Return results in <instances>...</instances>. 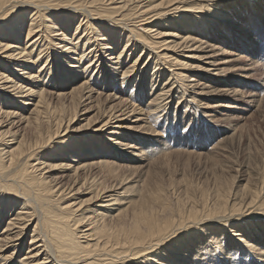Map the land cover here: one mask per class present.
I'll return each instance as SVG.
<instances>
[{"label": "bare ground", "instance_id": "obj_1", "mask_svg": "<svg viewBox=\"0 0 264 264\" xmlns=\"http://www.w3.org/2000/svg\"><path fill=\"white\" fill-rule=\"evenodd\" d=\"M226 1L243 2L0 0V264H16L24 237L17 264H264V164L234 192L215 180L211 194L190 184L174 197L151 172L135 192L138 181L113 175L143 154L128 134L139 125L162 135L156 120L180 122L190 107L208 123L209 108L224 106L203 99L222 73L209 33H229L242 8ZM248 22L243 35L254 30ZM92 107L98 117H85L89 129L75 140ZM91 170L113 181L85 177ZM57 171L71 183L50 181ZM72 192L89 198L71 203Z\"/></svg>", "mask_w": 264, "mask_h": 264}, {"label": "rangeland", "instance_id": "obj_2", "mask_svg": "<svg viewBox=\"0 0 264 264\" xmlns=\"http://www.w3.org/2000/svg\"><path fill=\"white\" fill-rule=\"evenodd\" d=\"M242 1H226L227 3H221L222 5L231 3L238 5V8H242L235 15L234 19L236 24L230 31L228 30L229 33L227 34L229 35L225 34L224 36L218 34L219 37L216 38L215 34L217 32L212 30L208 38L209 45L213 46L211 55H214L211 57L218 59L216 64L220 67L222 73L220 74L221 77L216 78L218 81L212 80V83L208 84L211 89H207V91L215 90V94L208 93L210 96L205 97L203 102L210 104L208 105L209 107H213L214 103L223 104L225 107L209 108V114H213V118L211 117L213 123L202 122L200 116L192 112V108L189 110L190 107H187L185 111H182V114L186 116L180 122H173L172 118L167 123L156 120V122L160 123L157 129L159 130L160 128L162 130V135L154 136V133L142 132L146 131V129H142L139 127L140 125L138 127L136 126L138 128L136 131L128 133L132 139H130L132 141L131 143L136 145V149H142L143 154H140V158H136L138 162L126 161L128 163L118 164L120 167H118L117 172L113 175H123L138 181L137 184L132 185V191H140L143 181L145 184L149 183L145 177L150 175V172L151 180L156 175L158 178L154 179V183L162 186V188L164 187L165 191H168V195L171 194L173 197L184 192L187 188L186 185L190 184H192L190 185L191 190L204 189L206 191L208 190L209 194H211L214 189L213 183L215 180L222 188L229 184L232 192H234L240 189L246 180L255 174H259L264 164V0ZM54 15L57 14L54 13ZM29 17V11L23 13V27L28 26L29 21L27 19ZM79 19L80 17H78V20L76 17L70 21V35L74 33ZM246 20L253 25L254 30L251 31L252 28H250L247 35H243L240 31V26ZM90 24L94 27L100 25L98 22L92 21H90ZM80 35H82V32ZM34 38L35 36H32V39ZM20 41L24 43V33ZM244 42L247 46H250L248 50H246L247 48L243 44ZM224 43H226L227 48H225L226 51L224 54L226 59L223 60L220 58L221 53L219 50ZM123 44H120V47ZM33 57L35 60L37 53ZM44 61V59L39 61L40 66ZM126 63L127 61L124 62V65ZM44 77L47 78L48 75L46 74ZM54 87L50 85L46 86L50 91L56 89V92H60L59 88ZM216 89L218 91L219 89L229 90L225 92L221 91L223 93L222 95ZM237 89H239V92L236 94ZM103 90L101 92L103 91L102 93L106 95L113 93L105 89ZM96 96L94 95L90 102H95ZM46 98L52 106L58 105L53 95ZM101 100L104 99L102 98ZM87 103L85 102L84 104ZM173 107H175V103L174 105L172 104L171 109L169 107L168 109L173 111ZM82 109L80 108V110ZM94 109L96 108L92 107L85 112L84 109L82 110L85 116L80 117L74 124V128L78 129L79 132L71 134L75 140H78L79 137L87 133L89 128L84 127L85 121L83 119L85 117L86 119L96 118L97 115H94L96 110L94 111ZM132 120L135 121L134 119ZM124 157L132 158L127 155H124ZM158 164H162V166L160 165V167ZM158 170H160L159 176L155 173H158ZM54 174L58 175L50 177V181L57 180V182L63 185H68L72 181L69 173L63 175L62 172L57 171ZM85 174L83 176L85 175L88 178L95 177L96 180L98 179L109 184L113 181L111 175L107 174L105 170H91ZM47 176L48 174L45 175V177ZM234 178H236L235 181ZM72 188H74V185H72ZM70 196H72L71 203H78V205L81 201L89 198L85 195V192L79 195L72 192L68 195V197ZM6 220L7 217H4V220L0 224V229L5 225ZM28 240L29 237H24L20 249L23 252L21 251L19 252L20 254L13 255L16 264L18 258L22 257L23 253L27 251Z\"/></svg>", "mask_w": 264, "mask_h": 264}]
</instances>
